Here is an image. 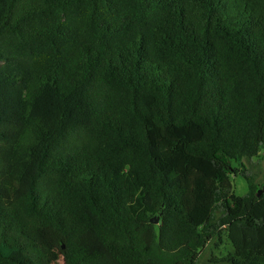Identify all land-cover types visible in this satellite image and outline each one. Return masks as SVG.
<instances>
[{"label": "trees", "instance_id": "obj_1", "mask_svg": "<svg viewBox=\"0 0 264 264\" xmlns=\"http://www.w3.org/2000/svg\"><path fill=\"white\" fill-rule=\"evenodd\" d=\"M262 150L264 0H0V264H264Z\"/></svg>", "mask_w": 264, "mask_h": 264}, {"label": "rangeland", "instance_id": "obj_2", "mask_svg": "<svg viewBox=\"0 0 264 264\" xmlns=\"http://www.w3.org/2000/svg\"><path fill=\"white\" fill-rule=\"evenodd\" d=\"M233 168L244 170L252 182L258 186L259 191L264 190V150L256 158L243 159L240 163H233ZM233 192L236 196H243L247 193V184L240 176L232 177ZM230 245L225 238L218 240L214 238L201 250L197 264H226L215 262L220 260L230 251ZM53 264H65L63 259H59Z\"/></svg>", "mask_w": 264, "mask_h": 264}, {"label": "water", "instance_id": "obj_3", "mask_svg": "<svg viewBox=\"0 0 264 264\" xmlns=\"http://www.w3.org/2000/svg\"><path fill=\"white\" fill-rule=\"evenodd\" d=\"M150 222H151L152 224H158V222H159V218H158V217H154V218H152V219L150 220Z\"/></svg>", "mask_w": 264, "mask_h": 264}]
</instances>
